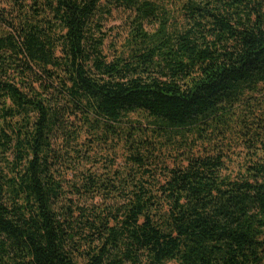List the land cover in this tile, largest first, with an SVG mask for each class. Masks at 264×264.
I'll use <instances>...</instances> for the list:
<instances>
[{"label":"trees","instance_id":"trees-1","mask_svg":"<svg viewBox=\"0 0 264 264\" xmlns=\"http://www.w3.org/2000/svg\"><path fill=\"white\" fill-rule=\"evenodd\" d=\"M0 264H264V0H0Z\"/></svg>","mask_w":264,"mask_h":264},{"label":"rangeland","instance_id":"rangeland-1","mask_svg":"<svg viewBox=\"0 0 264 264\" xmlns=\"http://www.w3.org/2000/svg\"><path fill=\"white\" fill-rule=\"evenodd\" d=\"M107 28L111 29L112 33H111V37L106 43V50L108 53L113 54L114 50H111V48L115 47L116 45V47H118L119 49L123 42L124 37L122 36V33L124 31L123 30L124 26H123L122 20L118 18V19L111 20L108 23Z\"/></svg>","mask_w":264,"mask_h":264}]
</instances>
